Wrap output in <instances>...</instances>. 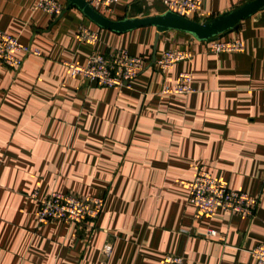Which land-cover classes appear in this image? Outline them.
Here are the masks:
<instances>
[{"label":"crops","instance_id":"0c3cea01","mask_svg":"<svg viewBox=\"0 0 264 264\" xmlns=\"http://www.w3.org/2000/svg\"><path fill=\"white\" fill-rule=\"evenodd\" d=\"M62 1L54 17L38 0H0V30L41 51L19 52L18 68L0 64V264H162L168 253L186 264H257L250 250L264 243V10L225 35L240 37L245 51L215 54L189 32L114 31ZM247 1L206 0L189 17L204 21ZM97 9L115 20L166 11L161 0ZM80 25L99 40L80 42ZM118 48L145 60L130 86L101 85L65 64ZM172 49L193 57L165 72L157 59ZM184 70L193 91L164 93ZM199 165L249 193L255 215L197 217L190 195ZM53 190L103 195L99 218L39 223Z\"/></svg>","mask_w":264,"mask_h":264},{"label":"built area","instance_id":"2783aa9c","mask_svg":"<svg viewBox=\"0 0 264 264\" xmlns=\"http://www.w3.org/2000/svg\"><path fill=\"white\" fill-rule=\"evenodd\" d=\"M95 8H104L111 11L113 4L118 0H88ZM166 9H172L181 15L189 16L205 9L206 0H161ZM65 2L62 0H38L37 8L44 10L54 17L65 11ZM80 42L96 43L99 32L86 25H80L77 32ZM208 50L212 53H235L246 49L240 37L217 38L208 43ZM22 52L41 55L39 49L22 43L11 33L0 30V64L18 68L23 64V58L18 55ZM193 53L189 49H172L165 51L158 59L161 70L167 72L181 61L190 60ZM144 58L129 52L126 48H118L105 53L94 51L86 63L66 61L70 73L79 75L101 85L116 87L130 86V82L144 67ZM193 74L191 71H180L177 83L174 86L165 85L164 93H189L193 91ZM37 197V191L32 193ZM105 197L103 195H77L70 192L53 190L41 200L38 211L39 223H47L60 219L69 224H81L88 220L99 218L103 209ZM190 203L195 207L197 217L211 214L218 209L248 217L255 215L256 200L249 193L228 187L215 179L205 165H199L191 184ZM210 234L216 235V230ZM257 264H264V243L256 245L250 250ZM162 264H186L183 255L168 253Z\"/></svg>","mask_w":264,"mask_h":264},{"label":"water","instance_id":"95a60500","mask_svg":"<svg viewBox=\"0 0 264 264\" xmlns=\"http://www.w3.org/2000/svg\"><path fill=\"white\" fill-rule=\"evenodd\" d=\"M69 6L76 5L91 20L99 26L114 31H127L142 26H155L158 32L171 29L186 31L197 39L212 41L222 38L231 31L236 30L242 20L264 10V0H248L240 6L209 18L199 21L186 15H181L172 9L156 15L133 17L115 20L107 17L88 0H68Z\"/></svg>","mask_w":264,"mask_h":264},{"label":"trees","instance_id":"16d2710c","mask_svg":"<svg viewBox=\"0 0 264 264\" xmlns=\"http://www.w3.org/2000/svg\"><path fill=\"white\" fill-rule=\"evenodd\" d=\"M196 19H198V18H196ZM225 38H232V36H226Z\"/></svg>","mask_w":264,"mask_h":264}]
</instances>
